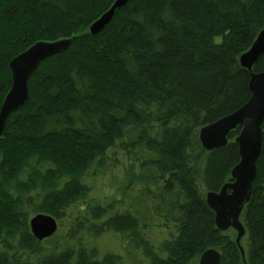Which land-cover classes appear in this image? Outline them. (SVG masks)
<instances>
[{"label":"trees","instance_id":"1","mask_svg":"<svg viewBox=\"0 0 264 264\" xmlns=\"http://www.w3.org/2000/svg\"><path fill=\"white\" fill-rule=\"evenodd\" d=\"M115 1L0 0V109L14 58L76 39L41 63L0 139V264H199L210 249L264 264V123L244 254L206 201L232 181L241 128L211 152L199 137L251 99L240 58L264 0H129L91 36ZM37 214L57 220L50 239L33 236Z\"/></svg>","mask_w":264,"mask_h":264},{"label":"water","instance_id":"2","mask_svg":"<svg viewBox=\"0 0 264 264\" xmlns=\"http://www.w3.org/2000/svg\"><path fill=\"white\" fill-rule=\"evenodd\" d=\"M129 0H116L112 7L95 21L89 28L91 36H97L111 23L116 13L128 4ZM76 39H64L54 42H37L28 50L10 62L12 87L5 97L0 109V139L10 116L22 109L29 100V82L33 74L44 61L66 52ZM264 56V29L259 33L249 51L242 55V68L251 72L249 102L235 113L200 130V141L209 152L224 148L228 144L229 134L241 128L236 139L239 146L240 162L232 170V181L226 183L219 192L206 194V201L215 213L217 229L237 232L236 243L241 247L245 236V227L241 215L251 200L253 184L257 175V162L261 155L264 123V90L260 82L264 81V72L254 73L253 68ZM33 236L38 241L53 237L59 229L57 220L47 214H37L30 220ZM221 254L207 250L200 258L199 264H221Z\"/></svg>","mask_w":264,"mask_h":264},{"label":"snow or ice","instance_id":"3","mask_svg":"<svg viewBox=\"0 0 264 264\" xmlns=\"http://www.w3.org/2000/svg\"><path fill=\"white\" fill-rule=\"evenodd\" d=\"M260 88H261L262 90H264V81H261V82H260Z\"/></svg>","mask_w":264,"mask_h":264},{"label":"rangeland","instance_id":"4","mask_svg":"<svg viewBox=\"0 0 264 264\" xmlns=\"http://www.w3.org/2000/svg\"><path fill=\"white\" fill-rule=\"evenodd\" d=\"M120 170H123V168H120ZM118 175L121 177V175H122V172L120 171L119 173H118ZM235 232V231H234ZM236 233V236H237V232H235Z\"/></svg>","mask_w":264,"mask_h":264}]
</instances>
